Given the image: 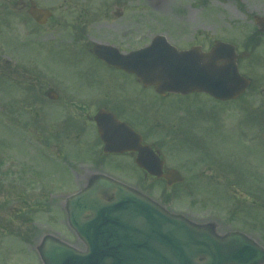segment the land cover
I'll return each mask as SVG.
<instances>
[{"label":"rangeland","instance_id":"374dc122","mask_svg":"<svg viewBox=\"0 0 264 264\" xmlns=\"http://www.w3.org/2000/svg\"><path fill=\"white\" fill-rule=\"evenodd\" d=\"M34 1L54 11L53 19L45 26L38 27L30 20L29 0H0V264H43L37 250L41 238L52 230L51 224L53 229L63 231L61 224L52 223L62 216L57 204L79 189L73 184L74 172L66 165L67 160L41 156L38 98L23 100L37 92L35 88L30 92L27 87L36 84L38 75L25 76L18 73V69L27 67L35 71L42 68L70 75L67 57L73 53L68 44H73L69 42L76 33V23L82 25L84 32L82 45L108 42L124 50L142 48L156 34L167 30L177 34L179 28H183L187 40L194 34L202 39L223 38L235 42L239 51H244L247 35L255 28L253 15L264 14V0ZM200 2H207V6ZM2 3L8 5L2 6ZM118 7L124 11L121 17L114 13ZM130 28L136 37L127 39L122 30ZM56 45L58 48L55 49ZM263 53L264 47H260L252 58L243 60L241 72L244 70L253 79L262 80ZM89 59L92 61L93 57L90 55ZM254 62L258 73L251 71ZM5 73L8 79L4 77ZM45 82L43 80L44 85ZM163 103L171 107L172 117H176L168 137L159 132L164 140L169 139L171 158L168 160L181 169L185 166L179 170L186 174L188 183L192 182L186 191L170 190L172 210L199 223L214 222L220 233L243 230L264 245V205L252 202L251 199L256 197L247 194V191L259 196L264 193V149L253 142L240 141L235 131L233 139H225L221 146L229 152L235 163L234 170L238 171L233 174L236 183H225H235L245 189L235 191L236 194L251 198L242 202L234 199L238 202L237 211L248 213L234 216L232 186L218 185L221 180H213L216 173L208 175L211 174L208 169L197 162L201 157L200 149L196 150L194 144L195 137L204 135L211 140L214 135L213 124L207 126L208 123L202 122L197 107L211 110V98L203 93L172 94ZM178 105L186 107L183 113L178 111ZM236 113L233 118L238 121L242 115ZM211 147L209 144L207 151L212 150ZM46 156L53 157L50 149ZM129 164L128 159L121 158L105 170L125 179L132 176L125 169ZM52 183L54 187H50ZM53 194L55 197L51 196ZM51 198L56 202L52 206ZM38 204L42 206L41 212ZM61 237L78 248H85L83 242L71 234L63 232Z\"/></svg>","mask_w":264,"mask_h":264},{"label":"flooded vegetation","instance_id":"af4514ba","mask_svg":"<svg viewBox=\"0 0 264 264\" xmlns=\"http://www.w3.org/2000/svg\"><path fill=\"white\" fill-rule=\"evenodd\" d=\"M1 5L8 4L2 3ZM22 5L27 6V4ZM255 15L257 14H254L252 18L255 28L247 35L244 51H239L235 42L223 38L202 39L194 34L192 39L187 40L183 28H179L177 34H172L170 30H167L164 35L168 42L179 51L200 47L201 52H208L219 42L229 41L236 46L238 55L242 56L239 59L242 62L252 58L260 47H264V23L260 27L255 20ZM260 15L264 18V14ZM125 26L121 25L120 27ZM122 32L127 39L135 35L133 28L123 29ZM81 40L72 38L69 43L73 44H68L73 53L67 57V65L71 67L70 75H64L56 70L45 71L42 68L32 72L33 75H38L36 85H38V145L40 149H50L56 159L67 160L66 165L72 173L74 172L73 184L79 187L77 191L85 189L94 176L106 174L134 187L155 199L166 209L172 210L170 190L176 189L183 192L187 187L192 186V182H187L186 174L180 171L185 166L181 169L169 162L171 158L169 139L166 141L163 138L164 135L169 136L170 127L176 123V117H172L171 107H167L163 102L172 94H180L167 93L162 96L154 86H145L132 71L97 57L92 48L95 42L92 45L90 43L82 45ZM56 48H58L57 45ZM119 48L122 53L134 50ZM90 55L93 57L92 61L89 59ZM262 57L264 58V53ZM242 71L251 77L244 70ZM251 71L254 72L253 65ZM251 79L252 84L239 97L223 101L206 94L213 102L211 110L197 107L198 116L203 117L202 122L208 123L205 124L207 126L212 124L214 126V135L211 140H209V136L204 135L195 137L194 144L197 145L195 148L196 150L200 149L198 153L201 157L197 162L208 169L211 173L208 175L212 176L216 173L213 180L216 178L221 180L220 183H217L218 185L232 186L234 194V198L231 200L234 205L232 213L237 216L245 214V212L237 211L236 203L238 202L234 199L242 202L250 197L242 198L235 193V191L239 192L245 189L235 184L233 174L238 171L234 170L235 163L230 159L229 152L222 150L221 146L225 139L227 141L231 137L233 139L235 131L236 137L240 141L243 140L244 143L250 141L253 142V145L264 149V78L261 80V78L253 79L251 77ZM43 80L46 81L45 85ZM185 109L184 105H178V111L181 113ZM100 111L113 114L141 135L142 144L150 145L161 159L163 176L153 175L139 167L136 163L137 151H105V143L98 132L95 120ZM236 112L242 115L238 121L233 118ZM160 131L163 132V136L159 133ZM209 144L212 145V150L207 151ZM121 158H126L130 162L125 166V169L132 176H126L125 179L113 176L105 170V167H111L115 160ZM173 169H180L183 181L174 182L175 175L165 177ZM226 181L235 183H225ZM50 187H54V184L52 183ZM247 194L256 197V199L250 198L252 202L264 205V193L259 196L258 193L247 191ZM51 196L55 197L54 194ZM67 198L68 196L60 204H57L61 207V218L52 222L61 224L63 231L53 229L54 225L51 224L52 230L45 233L43 237L48 234L61 237L65 232L78 238L76 231L69 223ZM50 202V206L56 203L52 198ZM41 210L42 206L39 207L40 212ZM87 216L89 215H85V217ZM244 223L248 225L250 222Z\"/></svg>","mask_w":264,"mask_h":264},{"label":"water","instance_id":"95a60500","mask_svg":"<svg viewBox=\"0 0 264 264\" xmlns=\"http://www.w3.org/2000/svg\"><path fill=\"white\" fill-rule=\"evenodd\" d=\"M30 13L41 24L52 14L34 3ZM256 19L263 25L262 18ZM94 51L107 62L132 70L163 95L207 92L225 100L250 85L240 74L235 48L227 43L209 53L178 52L159 35L129 55L104 45H96ZM223 59L228 62L221 64ZM96 121L106 151L136 150L138 165L161 175L162 161L132 128L107 112H100ZM170 172L175 181L182 180L177 170ZM68 206L70 221L87 248L82 251L48 235L39 248L44 264H264V247L248 235L239 231L220 235L214 223L169 213L106 175L95 176L86 189L69 198ZM86 212L93 215L85 218Z\"/></svg>","mask_w":264,"mask_h":264}]
</instances>
